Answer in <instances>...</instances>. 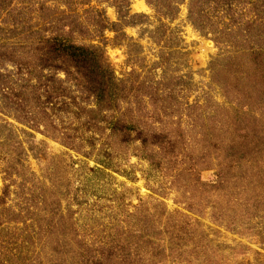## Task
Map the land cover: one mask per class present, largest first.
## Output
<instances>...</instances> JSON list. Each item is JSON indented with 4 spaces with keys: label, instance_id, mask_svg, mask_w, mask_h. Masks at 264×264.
<instances>
[{
    "label": "rangeland",
    "instance_id": "rangeland-1",
    "mask_svg": "<svg viewBox=\"0 0 264 264\" xmlns=\"http://www.w3.org/2000/svg\"><path fill=\"white\" fill-rule=\"evenodd\" d=\"M129 1L130 15L139 16L134 20L139 23L123 30L125 46L113 47L115 34H100L94 21L105 15L117 23L116 9L97 0H72L70 12L85 24L74 41L99 46L107 40V57L124 82L132 112L148 128L171 134L183 159L155 174L137 156L139 143L124 145L103 128L96 130L91 158L65 148L63 128L76 127L74 118L44 113L45 81L34 65L27 75L33 81L7 65L0 69V87L6 80L13 84L21 104L12 105L0 91V198L10 187L6 210H0L1 256L12 264H80L86 254L92 258L106 251L115 257L106 264H264V205L249 218L243 208L228 204L234 181L216 188L221 154L202 141L198 120L202 109L221 114L225 102L241 103L227 90L241 67L217 60L227 33L216 19L197 29L188 20L189 0L174 21L158 18L148 4L152 0ZM13 8L0 10V35L10 45L13 25L43 24L41 11L22 10L17 16L20 11ZM58 80L73 108H92L93 98L66 83L63 74ZM120 107L121 112L129 108ZM195 164L198 171L209 166L199 183L190 170ZM52 211L58 223L49 226ZM139 238L148 242L142 250L135 249ZM123 246L132 251L126 257Z\"/></svg>",
    "mask_w": 264,
    "mask_h": 264
},
{
    "label": "trees",
    "instance_id": "trees-1",
    "mask_svg": "<svg viewBox=\"0 0 264 264\" xmlns=\"http://www.w3.org/2000/svg\"><path fill=\"white\" fill-rule=\"evenodd\" d=\"M71 2L72 0H0V10L14 7L13 11H20L17 16H21L22 10L25 12L28 9H37L43 13V24L40 27L29 25L20 29L15 24L8 29L13 37L11 45L0 35V69H7V65L11 64L17 69V76L22 79L26 77L30 81L33 80L27 75L34 70L32 65L42 73L45 83L40 100L44 113L49 110L53 114L71 116L77 123L76 127L63 128V131H67L61 138L65 148L91 158L96 149V130L103 128L113 137L120 138L124 145L139 143L137 156L149 162L153 173L158 174L164 165L178 167L179 165L172 164H176L184 156V150L181 151L179 143L171 134L148 128L140 117L134 115L131 103L127 100L124 82L116 77L107 57V40L100 42L99 46L75 43L74 35H82L85 24L79 17L73 16V11L70 12ZM185 2L186 0H152L148 4L155 9L158 18L174 21L179 6ZM97 3L99 6L107 4L114 7L118 18L117 23H111L105 15H100L94 21L98 32L114 33L112 46H125L124 38L127 39V36L123 30L139 23L134 21L139 16L130 15V1L97 0ZM62 7L65 10L61 11ZM51 10L56 11L55 15H50ZM214 19L223 27L228 39L217 60L221 59L229 67H241L233 74L231 85L227 84L228 92L241 103L234 105L225 102V109L221 114L218 110L208 112L202 109L198 119L201 137L205 145L221 154L223 168L215 174L216 183L220 185H214L218 188L226 182L230 183L228 180H233V185L228 187L233 191L228 204L235 203L243 208L244 217L250 218L264 205V128L261 127L264 126V0H189L188 20L197 29L201 30L204 20L209 22ZM231 60L234 62L231 63ZM46 72L50 76H43ZM59 74L65 76L66 83L94 99L92 108H73V104L67 101L68 89L58 80ZM37 90L42 89L39 87ZM0 91L12 105L21 104L18 91L7 80ZM122 103H126L131 110L127 108L125 112H121ZM190 170L196 174V181L199 180V183L200 172L208 171L209 166L198 171L195 164ZM7 179L4 178V182ZM9 190L10 187L5 186L3 197L0 198V210L5 209ZM49 217V226L58 223L55 211ZM1 225L0 221V227ZM142 239L146 241L139 238L140 242L135 244V249H141L144 243H148H143ZM130 252L132 251L128 246H123L124 257ZM87 256L88 254L82 257L80 264H106L107 259H111L113 255L102 251V254L98 253L95 257ZM1 257L4 259L1 260ZM114 260L115 257L112 258ZM0 264L12 263L6 254L1 256L0 253Z\"/></svg>",
    "mask_w": 264,
    "mask_h": 264
}]
</instances>
